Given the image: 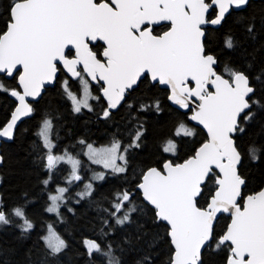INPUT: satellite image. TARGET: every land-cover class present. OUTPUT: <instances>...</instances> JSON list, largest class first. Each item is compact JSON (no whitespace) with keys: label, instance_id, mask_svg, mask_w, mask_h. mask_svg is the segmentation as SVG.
<instances>
[{"label":"snow or ice","instance_id":"obj_1","mask_svg":"<svg viewBox=\"0 0 264 264\" xmlns=\"http://www.w3.org/2000/svg\"><path fill=\"white\" fill-rule=\"evenodd\" d=\"M248 3L249 0H9L7 16L0 13V73L9 77L18 73L19 90L10 92L18 104L10 120L0 128V137L13 138L17 122L34 112L28 98L40 96L45 84L56 80L60 66L72 78H79L82 85L80 97L70 89L67 80L61 85L73 111L79 113L82 108L91 111L89 99L100 100L102 96L107 103L101 113L104 119L125 103L131 109L133 104L127 97L147 76L153 86L168 89V100L191 111L189 119L203 125L208 137L181 162L169 159L161 167H148L140 173L136 185L144 200L154 206L156 222L165 225L172 246L167 264H204L205 250L222 249L227 251L225 264H264V188L243 196L246 180L239 171L242 154L234 139L235 134L244 131L242 114L243 122L247 123L255 118L253 106L264 109V103L255 98L256 87L252 83L254 79L264 86V70L250 77L228 62L222 72H217V57L206 48L204 28L221 25L233 8L242 9ZM213 9L215 13L209 19ZM162 24H167L168 29L156 33V27ZM244 26L254 38L255 19L247 20ZM94 42H102V50H94ZM237 44L231 33L225 35V48L234 49ZM247 67L251 68V63ZM84 74L99 84L101 96L92 95ZM0 90L8 91L3 82ZM143 99L152 102L139 103L140 111L153 108L161 111L159 99L147 96ZM52 127V120L45 118L38 133L47 149L40 157L48 170V179L42 183L49 184L53 170L62 161L71 165L68 182L81 180L78 159L67 150L63 155L53 153ZM144 132L140 121L131 143L123 146V150L121 141L114 139L110 146L101 148L87 144V155L114 173H125L127 154L130 149L141 147ZM174 135L189 137L195 132L181 121ZM177 148L176 141L168 139L163 152L175 155ZM247 155L251 161H258L264 156V144L253 142ZM118 160L123 163H117ZM104 175L96 173L93 178L102 180ZM209 181L214 190L208 186ZM206 188L205 206H199ZM67 191L65 187H57L56 194L50 193L51 203L46 211L59 213V202ZM91 192L92 184L88 183L78 195L83 197ZM132 196L130 190L117 192L112 210H105L117 225L132 222V214L138 210ZM28 203L27 193L23 204L10 209L0 199V227L14 225L21 230V236L27 235L34 228L27 215ZM217 213L231 216L226 231L219 237L214 230ZM13 218L21 222L15 224ZM103 224L111 227L108 220ZM158 238L159 233L149 243V252L136 264H153L150 252ZM41 239L52 256L67 247L51 224L48 234ZM83 243L90 258L95 252L106 257L107 264H121L111 244L105 251L95 240L85 239Z\"/></svg>","mask_w":264,"mask_h":264},{"label":"trees","instance_id":"obj_2","mask_svg":"<svg viewBox=\"0 0 264 264\" xmlns=\"http://www.w3.org/2000/svg\"><path fill=\"white\" fill-rule=\"evenodd\" d=\"M9 0H0V13L7 16ZM255 19L254 38L245 30L244 22ZM264 1H249L248 5L239 12H230L218 29H211L205 37L206 48L217 57V72H222L225 63L246 71L250 77H255L264 70ZM2 27V25H0ZM231 33L237 46L227 49L224 46L225 35ZM251 63L252 67L247 65ZM227 77V75H225ZM0 82L8 91L0 90V127L8 120L16 101L10 92L17 89L16 79H6L0 76ZM256 87L255 98L264 103V86L254 79ZM167 90L145 80L128 97L133 104L129 109L123 104L112 112L108 119L102 118V109L107 107L104 101L95 103V111L76 113L71 109L68 96L56 83L46 88L40 98L32 102L34 112L24 119L15 129L12 140L1 146L3 162L0 165V199L7 209L24 203V194L27 193V215L32 220L34 228L25 236H21L20 229L14 225L0 227V264H107V258L99 253H93L90 258L84 245L85 239L95 240L107 251L112 245L113 253L120 257L121 264H136V261L149 252V243L159 233V242L151 249L153 264H167L171 254L170 239L165 232V225L158 224L155 210L143 202L140 193L135 189L140 182V173L148 167H161L164 160L176 159L181 162L194 153L206 139L204 132L193 127L188 121L187 113L172 108L167 102ZM160 100L161 111L154 108L140 111L139 103H151L143 97ZM256 113L254 120L241 123L242 133L234 136L242 154V163L239 171L246 180L243 187V196L256 192L264 185V156L258 161H251L247 155V148L253 142L264 144V109L253 106ZM52 120L51 135L55 142V152L69 150L79 155L78 150L87 144L94 146L108 145L114 139L121 141L122 147L131 143L132 133L138 122L144 125V136L140 148H132L127 154L128 170L125 173H114L103 170L92 164L94 170L104 172V179L93 183L91 195L83 196L75 201L74 189H68L67 199L63 202L59 217L45 211L47 196L64 182L66 168L59 165L53 170L52 179L48 185L42 181L48 179V170L40 159L46 153L39 136V127L43 119ZM183 121L192 128L195 135L177 137L174 135L176 126ZM134 135V133H133ZM173 139L177 143V152H163L166 140ZM85 143H80V141ZM122 149V148H121ZM82 163H88L81 157ZM85 178V169L81 170ZM208 186L213 188L212 181ZM130 190L132 200L137 206V212L132 214V222L126 225H117L109 216L106 209L112 210V203L117 192ZM208 198V189L199 200V206H205ZM15 224L21 221L13 218ZM109 221L111 227L103 224ZM51 222L66 242L67 247L59 254L52 256L40 243L39 236L46 223ZM229 218L221 215L214 225L216 236L223 234ZM226 249L220 252L204 251V264H225Z\"/></svg>","mask_w":264,"mask_h":264},{"label":"rangeland","instance_id":"obj_3","mask_svg":"<svg viewBox=\"0 0 264 264\" xmlns=\"http://www.w3.org/2000/svg\"><path fill=\"white\" fill-rule=\"evenodd\" d=\"M63 81H65V80H62V81H61V84L63 83ZM70 89H71L73 92H75V93L78 95V97L82 96V87H78V88H76V87H74V86L71 85V86H70ZM63 90H64V89H63ZM92 95L95 96V93L92 92ZM68 100H69V102H70L71 109H72V102H71L70 99H68ZM91 100H92V99L90 98V99H89V104H90V105L92 106V108H93V104L91 103ZM72 110H73V109H72ZM83 111L88 112V111H90V110L87 109V108H82V109H81V112H79V113H82ZM41 124H42V122H41ZM40 128H41V125H40V127H39V132H40ZM132 135H133V134H132ZM39 136H40V135H39ZM50 138L52 139V141H53V143H54V145H55V142H54V140H53V138H52L51 133H50ZM40 140H41L42 143H43V140H42V137H41V136H40ZM111 143H112V142H111ZM111 143H108V145H101V146H94V145H93V147H94V148H101V147H103V146H110ZM54 149H55V146H54V148L52 149V151H53L54 154H57V155H63V154L65 153V151L55 152ZM121 150H123V148H122ZM46 151H47V149H46ZM67 152L70 153L73 157H75L76 159H78V160L80 161V167L78 168L77 171H78V174L81 176V180L73 181V182L69 183L68 180H67L66 178L68 177L69 173L71 172V165L68 164L66 161H62L59 165H64L65 168H66L67 173H66V176L64 177V182H63L62 184L58 185L57 187H65V188H67V189H74V190H75V191H74L75 198H74V197H70V198H72V199H74L75 201H77V200H79V199L82 198L80 195H78V193H81V192H84V191H85V185H86V184L91 183V184H92V188H93V183L96 182V181H99L98 179H94V178H93V177H94V174L103 172V171H100V170H94V168H93L92 166H89V165H88L89 163L92 164V165H94V166H96V167H100V168H102L103 170H109V171H112V169H106V168H104L103 164H96V163H94L93 160L87 155V152H88L87 145H85L83 148H80V149L78 150V153H80L79 155L74 154L72 151H69V150H68ZM81 157L85 158V160H86L88 163H84V164H83V163H82L83 161H82ZM117 163H123V162L118 160ZM59 165H58V166H59ZM83 169H85V173H84V174H85V178H83L84 175H83L82 172H81V170H83ZM103 173H104V172H103ZM57 187L55 188L54 192H53V191L51 192V194H56V189H57ZM49 194H50V193H49ZM86 196H87V195H86ZM66 199H67V195H66V193H64V199H63L62 201L59 202V203H60L59 213H55V212H47V211H46V208H47V207L49 206V204L51 203V202L49 201V199H48V196H47L48 203H47V206L45 207V211H46L47 213H49V214L55 216V217H59V214H60V211H61L62 204H63V202H64ZM49 224L52 225L51 222H48V223H46V224L44 225V227H43V231H42V233H41L40 236H39L40 243H41L42 246H45V241H44L43 239H41V238L44 237V236H46V235L48 234V225H49ZM52 226H53V225H52ZM53 229H54L55 232L61 237V235L58 233V231L56 230V228H55L54 226H53ZM61 238H62V237H61ZM62 239H63V238H62ZM45 247H46V246H45Z\"/></svg>","mask_w":264,"mask_h":264},{"label":"water","instance_id":"obj_4","mask_svg":"<svg viewBox=\"0 0 264 264\" xmlns=\"http://www.w3.org/2000/svg\"><path fill=\"white\" fill-rule=\"evenodd\" d=\"M250 1V0H249ZM264 1V0H263ZM244 8V7H243ZM242 8V9H243ZM232 10H234V11H237V10H240V9H236V8H233ZM210 26H212V25H210ZM213 27H215V28H218L219 27V25L218 26H213ZM60 67H62V66H60ZM64 71L67 73V71L64 69ZM17 74V75H16ZM15 75H16V85H17V79H18V73H16ZM67 74H69V76L71 77V75H70V73H67ZM0 76H4L6 79H11L12 77H9L6 73H0ZM86 76H87V74H86ZM72 78V77H71ZM87 78L92 82V83H96L95 81H92L91 80V78L90 77H88L87 76ZM72 79H75V78H72ZM54 83H55V81L54 82H51V83H46L45 84V86H44V88L41 90V94L44 92V90H45V88H47V87H52L53 85H54ZM17 87H18V85H17ZM159 87L161 88V89H165V90H167V92H168V89L165 87V86H161V85H159ZM19 90V89H18ZM41 94H40V96H41ZM40 96H38V97H35V98H28V101H29V103H31V102H34V101H36V100H38L39 98H40ZM102 97V96H101ZM167 97H168V93H167ZM166 97V98H167ZM14 99H15V101H16V104H15V107L17 106V104H18V101H17V99L14 97ZM102 99H103V97H102ZM104 100V99H103ZM167 102H168V104L172 107V108H175L176 110H178V111H180V112H182V113H189V116L187 117V121L193 126V127H196V128H199V129H201L203 132H204V134H205V136H206V139L208 138L207 137V130L203 127V125H200L197 121H192V120H190L189 119V117L191 116V111H189L188 109H183V108H181L179 105H175L174 103H172L170 100H168V98H167ZM15 107L13 108V110H12V112L15 110ZM11 112V113H12ZM31 115V114H30ZM29 115V116H30ZM243 115V114H242ZM29 116H26V117H22L21 118V120L20 121H18L17 122V127H18V125L24 120V119H26L27 117H29ZM10 118H11V114H10V116H9V118H8V120H10ZM8 120L0 127V128H2L7 122H8ZM16 127V128H17ZM15 128V129H16ZM15 131V130H14ZM205 139V140H206ZM11 139H8V138H4V137H0V146H1V144L3 143V142H8V141H10ZM200 146V145H199ZM198 146V147H199ZM197 147V148H198ZM0 156H1V149H0ZM1 164V163H0ZM162 166V165H161ZM240 166V165H239ZM153 167H155V166H153ZM218 171V170H217ZM244 187V186H243ZM261 188H264V185L261 187ZM260 188V189H261ZM135 189L140 193V196H141V199L143 200V202H145V203H147L150 207H152L153 209H154V206H152V205H150L147 201H145L144 200V198H143V196H142V194H141V192H140V190L139 189H137L136 187H135ZM259 189V190H260ZM242 190H243V188H242ZM259 190H257V191H259ZM247 195H249V194H247ZM247 195H245L244 197H246ZM241 202V205L243 204V200H241L240 201ZM155 210V209H154ZM221 215H225V216H227L228 218H229V222H228V224L231 222V216H230V214L229 213H217V218L214 220V225H215V222L217 221V219L221 216ZM227 224V225H228ZM226 229H227V226H226V228H225V230H224V232L226 231ZM223 232V233H224Z\"/></svg>","mask_w":264,"mask_h":264},{"label":"flooded vegetation","instance_id":"obj_5","mask_svg":"<svg viewBox=\"0 0 264 264\" xmlns=\"http://www.w3.org/2000/svg\"><path fill=\"white\" fill-rule=\"evenodd\" d=\"M251 1H257V0H251ZM245 8V7H244ZM243 8V9H244ZM243 9H240V10H237V11H234V10H231V12H239V11H242ZM214 13H215V9H213L210 13H209V19H211L212 18V16L214 15ZM220 26V25H219ZM204 28H205V32H206V36H208L209 35V32H210V30L211 29H218V28H215V27H213V26H210V25H206V26H204ZM168 29V25L167 24H162V25H160V26H158V27H156V29H155V32L156 33H162L163 31H166ZM94 43H96V42H94ZM94 50H102V42H99V43H96V47L94 48ZM84 78L85 79H87V80H89L88 78H87V76H86V74H84ZM227 78V77H226ZM15 79H16V77H15ZM62 80H67L68 81V85H69V87L72 85V86H74V87H76V88H78V87H82V85L80 84V81H79V78H75V79H72L70 76H69V74H67L65 71H64V69H63V67H59V72H58V75H57V78H56V80H55V83H54V85L56 84V83H58V87H60L61 89H63L62 87H61V81ZM142 80H145V81H147L148 83H150V84H152L153 85V83L152 82H150V79H149V77H145V78H143ZM141 80V81H142ZM140 81V82H141ZM53 85V86H54ZM52 86V87H53ZM158 88H160L159 87V85L157 84L156 85ZM89 87H90V89H91V91L92 92H94L95 93V96H101V93L99 92V84H97V82L96 83H92L90 80H89ZM47 88H49V87H47ZM46 89V88H45ZM98 101H104V102H106L105 100H103L102 99V97H101V99L100 100H91V103L93 104V108H92V111H95V109H94V106H95V103L96 102H98ZM35 102V101H34ZM115 110H113V112H114ZM16 131V130H15ZM15 131H14V134H15ZM134 133V132H133ZM132 133V134H133ZM14 137V136H13ZM131 138V137H130ZM13 139V138H12ZM11 139V140H12ZM9 142V141H8ZM8 142H3L2 144H1V146L3 145V144H6V143H8ZM1 146H0V149H1ZM2 164V163H1ZM0 164V165H1ZM31 231V230H30Z\"/></svg>","mask_w":264,"mask_h":264}]
</instances>
